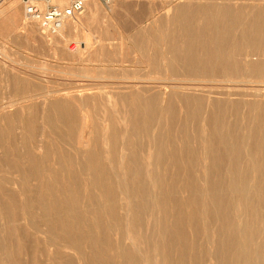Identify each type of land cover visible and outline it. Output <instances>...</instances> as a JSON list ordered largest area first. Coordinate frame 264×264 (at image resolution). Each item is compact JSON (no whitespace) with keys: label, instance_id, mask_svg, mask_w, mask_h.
<instances>
[{"label":"bare ground","instance_id":"1","mask_svg":"<svg viewBox=\"0 0 264 264\" xmlns=\"http://www.w3.org/2000/svg\"><path fill=\"white\" fill-rule=\"evenodd\" d=\"M175 1L132 38L162 83L86 98L100 126L85 99L12 75L0 264H264V0ZM174 182L189 212L165 210Z\"/></svg>","mask_w":264,"mask_h":264},{"label":"rangeland","instance_id":"2","mask_svg":"<svg viewBox=\"0 0 264 264\" xmlns=\"http://www.w3.org/2000/svg\"><path fill=\"white\" fill-rule=\"evenodd\" d=\"M71 1L32 0L40 11L49 6L65 8ZM174 3L175 0H112L104 6L98 0H85L80 15L64 24L58 34L48 35L41 33L35 23L24 21L21 0H0V99H22L24 95L13 92L10 82L12 75L18 74L23 81L39 83L44 91H59L53 99L67 100V94L85 99L81 115L100 126L93 105L86 98L108 91L107 87L115 83H130L134 90L162 83L157 79L150 81L158 77L142 61L134 63L140 58L132 38L136 32L159 20L158 17H164ZM206 13L213 18L211 11L206 10ZM161 26L157 24V30ZM155 36H159L157 31ZM99 113L102 116L103 113ZM165 189L167 212L174 215L189 212L182 207L187 198L182 184L169 183ZM182 223L178 219L174 227L181 234V243L186 245L190 235L182 232ZM137 232L140 238L147 234ZM18 257L21 264L26 263L24 253Z\"/></svg>","mask_w":264,"mask_h":264},{"label":"built area","instance_id":"3","mask_svg":"<svg viewBox=\"0 0 264 264\" xmlns=\"http://www.w3.org/2000/svg\"><path fill=\"white\" fill-rule=\"evenodd\" d=\"M102 5H109L112 0H98ZM23 19L26 23H35L43 34L54 35L67 22L80 15L84 9L85 0H73L65 8L49 6L40 11L32 0H21Z\"/></svg>","mask_w":264,"mask_h":264}]
</instances>
